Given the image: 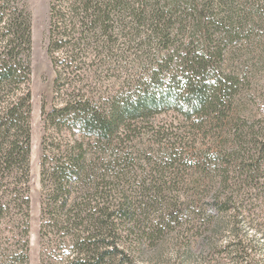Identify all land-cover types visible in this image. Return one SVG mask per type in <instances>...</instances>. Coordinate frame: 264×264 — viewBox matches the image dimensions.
I'll return each instance as SVG.
<instances>
[{
	"label": "trees",
	"instance_id": "trees-1",
	"mask_svg": "<svg viewBox=\"0 0 264 264\" xmlns=\"http://www.w3.org/2000/svg\"><path fill=\"white\" fill-rule=\"evenodd\" d=\"M243 3L49 0L53 81L52 105L41 106L40 231L57 232L42 264H139L124 237L139 245L138 215L146 208L127 190L125 141L163 114L199 121L194 128L207 116L219 124L232 88L221 45H234L250 22L246 9L237 17ZM31 52L29 1L0 0V264H28ZM221 142L201 161L210 184L197 193L213 212L237 216L231 174L249 169L240 157L248 143L233 126ZM254 146L250 158L259 163L264 138ZM165 160L158 173L173 167V158ZM237 235L225 247L247 263Z\"/></svg>",
	"mask_w": 264,
	"mask_h": 264
},
{
	"label": "rangeland",
	"instance_id": "rangeland-1",
	"mask_svg": "<svg viewBox=\"0 0 264 264\" xmlns=\"http://www.w3.org/2000/svg\"><path fill=\"white\" fill-rule=\"evenodd\" d=\"M28 1L32 14L28 264H42V260H50L47 242L57 232L55 228L49 233L46 226L42 237L40 231L44 193L40 180L44 133L41 106L45 103L48 109L52 105L53 70L46 51L49 0ZM244 1L238 6L237 17L248 11L253 14L250 22L238 27L239 38L234 45H221V61L226 73L231 69L232 88L230 100L219 114V124L207 116L201 128H194L199 121L192 124L172 113L163 114L154 123L141 125V134L125 141L128 155L123 165L130 171L131 181L127 190L137 204L141 203L139 209L146 208L141 212L144 215H138L139 245L130 241L132 237H124L139 264H264V159L258 155V163L257 155L250 158L257 150L254 144L264 138V0ZM232 126L241 130L248 143L240 157L252 170L243 172L236 167L231 174L237 216L213 212L197 193L203 190L201 183L210 184L202 173V165L206 166L202 159L218 149L225 131ZM166 157L173 158L174 168L158 173ZM232 229L246 247L247 263H236L229 252L231 247H225L237 239Z\"/></svg>",
	"mask_w": 264,
	"mask_h": 264
}]
</instances>
